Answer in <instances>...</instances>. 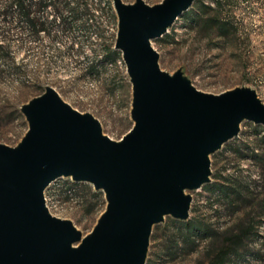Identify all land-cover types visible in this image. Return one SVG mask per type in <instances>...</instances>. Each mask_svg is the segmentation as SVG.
Segmentation results:
<instances>
[{"label": "water", "instance_id": "obj_1", "mask_svg": "<svg viewBox=\"0 0 264 264\" xmlns=\"http://www.w3.org/2000/svg\"><path fill=\"white\" fill-rule=\"evenodd\" d=\"M194 0H112L114 48L132 89L131 128L118 140L46 86L20 108L27 130L17 145L0 143V264H145L152 227L189 217L186 190L210 181L209 156L236 137L242 121L264 126L253 88L219 94L196 89L158 64L150 42ZM68 177L104 193L105 209L82 235L52 215L44 190Z\"/></svg>", "mask_w": 264, "mask_h": 264}, {"label": "rangeland", "instance_id": "obj_2", "mask_svg": "<svg viewBox=\"0 0 264 264\" xmlns=\"http://www.w3.org/2000/svg\"><path fill=\"white\" fill-rule=\"evenodd\" d=\"M86 1L87 8L81 3L78 16L68 9L77 5L76 0H59V6L66 7L60 13L48 6L39 14L54 21L53 26L37 35L15 17L7 20L11 28L1 31L0 15V143L17 145L27 130L20 108L46 86L73 109L90 113L102 133L113 140L133 125L131 83L121 54L113 62L99 60L102 44L114 48L117 17L112 0L109 8L103 6L105 0ZM160 1L143 0L147 5ZM201 2L214 7L216 1L194 0L165 34L151 40L159 54V67L169 74L181 70L196 89L206 93L253 88L264 104V0H222L219 15L236 28L234 35L225 38L218 37L214 28L193 21ZM254 126L262 125L242 121L238 135L209 156L210 182L184 192L191 196L188 218L209 226L213 235L195 233L184 239L182 227L166 216L152 227L145 264H205L223 244L238 253H230L227 264H264V211L259 204L264 194L259 193V187L254 190L259 183H251L255 200L231 208L215 189L222 176L239 180L257 177V165L249 157L256 151ZM44 198L52 215L70 220L83 236L92 230L106 205L102 191L68 177L52 181ZM248 225L250 232L242 240L234 239V245L227 241Z\"/></svg>", "mask_w": 264, "mask_h": 264}, {"label": "trees", "instance_id": "obj_3", "mask_svg": "<svg viewBox=\"0 0 264 264\" xmlns=\"http://www.w3.org/2000/svg\"><path fill=\"white\" fill-rule=\"evenodd\" d=\"M58 1L59 0H1V31L2 28H11L7 20L13 17L17 18L18 21L21 19L24 20V27L34 35L39 34V32L49 31L52 28L54 21L49 22L47 16L44 18L43 15L41 16L39 13L44 12L48 6H51L54 13L62 12V9H65L66 7L59 6ZM215 1L214 7L204 4L203 2L199 3L197 6L198 14L193 16V21L196 24L201 25L203 28H214L218 37L225 38L234 35L236 33V28L232 25L229 19H221L219 15L221 12L222 0ZM110 2V0H105L102 3L105 8H109ZM81 3H83V8L86 9V0H76L77 5L68 8L74 16H78V11L82 8ZM67 6L69 5L67 4ZM101 9H103V7ZM210 12L213 13L211 14ZM63 25L64 24H62V26ZM3 45L4 43L1 41V48ZM102 46L103 50L100 54V61L113 62L120 56V51L113 48V45L102 44ZM254 130L256 135L254 141L256 151L252 152L249 157H252L254 163L257 165V177L253 179L244 178V180H239L238 177H233L232 175L222 176L221 179L223 181L215 184V189H217L222 201L227 204L229 208L246 202L247 200L250 203L256 199V194L251 189V183H259L254 185V190L259 187L261 189L259 193L264 194V126H254ZM238 151H240V149H238ZM238 153L240 156H243L240 152ZM263 200L264 198L260 200L259 204L260 209L264 211ZM171 222L182 227L184 231V239H191V236L195 235V233L205 236L213 235V231L209 228V226L192 218H188L186 220L173 218ZM250 227L251 226L248 225L242 228L237 234L231 235L227 241H230L234 245L236 242H233V240H242V238L250 232L248 230ZM232 252L237 256L238 253L235 251L234 247L231 248V246H224L223 244L215 250L213 255L208 258V261L205 264H227L228 256Z\"/></svg>", "mask_w": 264, "mask_h": 264}]
</instances>
